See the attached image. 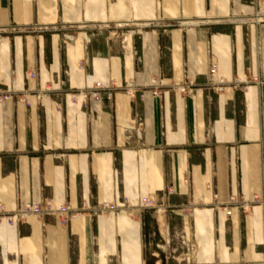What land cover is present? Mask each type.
Segmentation results:
<instances>
[{"label": "crops", "instance_id": "1", "mask_svg": "<svg viewBox=\"0 0 264 264\" xmlns=\"http://www.w3.org/2000/svg\"><path fill=\"white\" fill-rule=\"evenodd\" d=\"M251 1L0 0V90L14 91L0 102V205L77 212L1 219L0 264H264V19ZM96 84L97 98L70 96ZM149 195L163 211L98 210Z\"/></svg>", "mask_w": 264, "mask_h": 264}, {"label": "built area", "instance_id": "2", "mask_svg": "<svg viewBox=\"0 0 264 264\" xmlns=\"http://www.w3.org/2000/svg\"><path fill=\"white\" fill-rule=\"evenodd\" d=\"M252 7L254 8V11L256 15L261 17V19H264V0H252L251 2ZM217 72V64L213 63L210 66L209 72H208V82L216 91H220L224 87V81L221 78H218L216 76ZM30 77L34 76V73H29L28 74ZM151 82L155 85L152 93L155 95H158L160 92L158 90L159 83L157 79L153 78L151 79ZM262 84V83H260ZM169 87H171L173 90L177 91L178 93L182 95H188L192 93L193 87L190 85L189 82H179V81H174L169 84ZM101 89L100 85L96 84L93 89H91L89 92L87 91H79L78 93H71V97H82V98H87L88 96L95 97L97 98L99 96V90ZM48 90H37L32 92L35 99L39 101L43 97L48 96ZM128 94H133V90L131 87H127L126 89ZM14 91L12 89H7L4 91L0 90V102L4 100H9L12 97V94ZM107 96L111 97L112 91L107 90L106 91ZM30 92H24L21 95V102H23L25 105H30L31 104V98H30ZM168 192H171V189L168 187ZM231 203L236 204L243 212H246L250 209V203L246 201L238 202L235 200L233 196L230 197L229 200ZM258 199L257 197H254L251 203L257 202ZM133 204H136L142 209H155L156 211H163L164 209V203H158L154 196L149 195L145 197H140L139 200L136 203H133L129 201L128 199H124V201L120 203L116 202H103L99 207L98 210L101 214H106L109 212H113L117 209H121L122 211L125 212L126 207L131 206ZM42 212H48L51 214H55L59 217V219L62 222H65L67 220L68 216H74L77 212L72 210L68 205L66 204H61L58 206H53L52 202L50 200H45L43 203H26L25 206L21 209H16L15 211L12 212H5L1 205H0V220L5 219L8 225H13L16 223H20L24 221L27 217L33 216V217H38ZM182 244L185 245V241L182 240Z\"/></svg>", "mask_w": 264, "mask_h": 264}]
</instances>
